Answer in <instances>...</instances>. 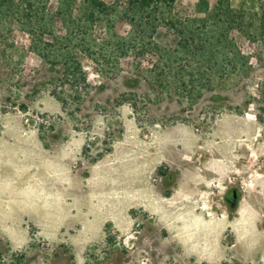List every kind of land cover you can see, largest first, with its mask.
<instances>
[{"label":"rangeland","instance_id":"obj_1","mask_svg":"<svg viewBox=\"0 0 264 264\" xmlns=\"http://www.w3.org/2000/svg\"><path fill=\"white\" fill-rule=\"evenodd\" d=\"M0 264H264V0H0Z\"/></svg>","mask_w":264,"mask_h":264},{"label":"trees","instance_id":"obj_2","mask_svg":"<svg viewBox=\"0 0 264 264\" xmlns=\"http://www.w3.org/2000/svg\"><path fill=\"white\" fill-rule=\"evenodd\" d=\"M156 0H135V4L139 10H146L150 8ZM169 4H173L175 0H167Z\"/></svg>","mask_w":264,"mask_h":264}]
</instances>
